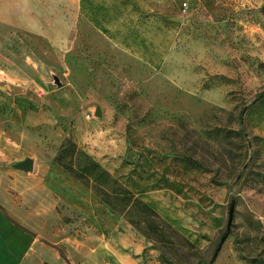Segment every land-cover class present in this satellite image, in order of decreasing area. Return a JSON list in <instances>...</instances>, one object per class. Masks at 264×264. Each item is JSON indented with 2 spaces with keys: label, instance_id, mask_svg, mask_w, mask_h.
I'll return each mask as SVG.
<instances>
[{
  "label": "rangeland",
  "instance_id": "rangeland-1",
  "mask_svg": "<svg viewBox=\"0 0 264 264\" xmlns=\"http://www.w3.org/2000/svg\"><path fill=\"white\" fill-rule=\"evenodd\" d=\"M0 10V217L27 237L24 264H161L54 163L66 139L200 264H264V100L252 105L264 91V0H0ZM26 158L30 172L11 168Z\"/></svg>",
  "mask_w": 264,
  "mask_h": 264
},
{
  "label": "trees",
  "instance_id": "trees-1",
  "mask_svg": "<svg viewBox=\"0 0 264 264\" xmlns=\"http://www.w3.org/2000/svg\"><path fill=\"white\" fill-rule=\"evenodd\" d=\"M264 100V91L252 105ZM190 162L189 157H179ZM54 163L64 173L91 192L111 211L122 217L136 232L158 252L161 264H200L195 247L181 236L169 223L129 190L122 182L99 164L71 139H66L54 157ZM178 253V261L173 256ZM190 259H192L190 261Z\"/></svg>",
  "mask_w": 264,
  "mask_h": 264
},
{
  "label": "crops",
  "instance_id": "crops-1",
  "mask_svg": "<svg viewBox=\"0 0 264 264\" xmlns=\"http://www.w3.org/2000/svg\"><path fill=\"white\" fill-rule=\"evenodd\" d=\"M5 11L0 10V22H6ZM26 236L0 217V264H24L30 248L22 246Z\"/></svg>",
  "mask_w": 264,
  "mask_h": 264
},
{
  "label": "water",
  "instance_id": "water-1",
  "mask_svg": "<svg viewBox=\"0 0 264 264\" xmlns=\"http://www.w3.org/2000/svg\"><path fill=\"white\" fill-rule=\"evenodd\" d=\"M175 20H177L178 22H182V19H175ZM11 168L28 173L33 168V161L29 158H26L22 161H17V162L12 163ZM232 219H233V205H231V207L229 208V212H228L227 230L230 229V226L232 224ZM222 242H223V239L221 240L216 252L221 247Z\"/></svg>",
  "mask_w": 264,
  "mask_h": 264
},
{
  "label": "built area",
  "instance_id": "built-area-1",
  "mask_svg": "<svg viewBox=\"0 0 264 264\" xmlns=\"http://www.w3.org/2000/svg\"><path fill=\"white\" fill-rule=\"evenodd\" d=\"M182 9H183V11L185 12V11L187 10V6L184 5Z\"/></svg>",
  "mask_w": 264,
  "mask_h": 264
}]
</instances>
